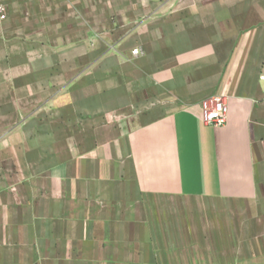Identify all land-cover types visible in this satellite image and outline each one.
Segmentation results:
<instances>
[{"label": "crops", "instance_id": "obj_1", "mask_svg": "<svg viewBox=\"0 0 264 264\" xmlns=\"http://www.w3.org/2000/svg\"><path fill=\"white\" fill-rule=\"evenodd\" d=\"M5 2L0 264H264V0Z\"/></svg>", "mask_w": 264, "mask_h": 264}, {"label": "rangeland", "instance_id": "obj_2", "mask_svg": "<svg viewBox=\"0 0 264 264\" xmlns=\"http://www.w3.org/2000/svg\"><path fill=\"white\" fill-rule=\"evenodd\" d=\"M3 3L5 4L6 7V11H7V6H6V2L5 0H2ZM21 1V0H20ZM137 49V53H139V49ZM134 50V49H133ZM132 50V54H137L134 53ZM182 202V201H181ZM191 203L194 204H198V201L192 200ZM13 231V234L15 235V239L16 236L18 237V235H23V236H27L28 238V247L30 246L31 249L34 250H39L37 243L33 242V238H39L40 237V244L42 245L43 243H41L42 241V236L44 235L46 238V247H49L52 244V235H54V229L56 230V232L59 233L60 231V235H64V228L63 227H58V228H54V227H28V228H0V234L2 235H6L5 231ZM23 233V234H22ZM1 236V235H0ZM180 236H175L174 237V244H173V252L169 251L171 254H173V258H170L171 254L165 250H161V246H165V243H160L159 248L160 250L156 251L157 252V256L161 257L158 259L160 264H208V261H210L209 259H202L200 258L201 253H204L203 251H200L199 249H197L198 244L194 242H190V244L188 245L187 243H181L179 241ZM3 244L0 242V247H2ZM17 246V243L14 242L13 247ZM188 246H190V250H188ZM224 246V245H223ZM238 246L240 247V244H238ZM186 247V249H185ZM243 250V249H241ZM190 255V256H189ZM167 257V258H166ZM157 261V260H156ZM211 261H213V259H211Z\"/></svg>", "mask_w": 264, "mask_h": 264}, {"label": "built area", "instance_id": "obj_3", "mask_svg": "<svg viewBox=\"0 0 264 264\" xmlns=\"http://www.w3.org/2000/svg\"><path fill=\"white\" fill-rule=\"evenodd\" d=\"M6 18V7L0 0V20ZM137 53V49L133 50ZM227 100L222 94H213L202 99L199 103V118L206 124L211 126H220L227 119Z\"/></svg>", "mask_w": 264, "mask_h": 264}]
</instances>
